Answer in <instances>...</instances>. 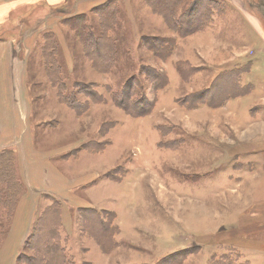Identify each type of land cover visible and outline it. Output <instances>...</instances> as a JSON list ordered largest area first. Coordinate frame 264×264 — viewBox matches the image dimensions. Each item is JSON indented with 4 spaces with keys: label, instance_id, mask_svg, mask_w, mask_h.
<instances>
[{
    "label": "rangeland",
    "instance_id": "1",
    "mask_svg": "<svg viewBox=\"0 0 264 264\" xmlns=\"http://www.w3.org/2000/svg\"><path fill=\"white\" fill-rule=\"evenodd\" d=\"M195 1L214 22L189 34L180 23ZM247 1L261 33L228 0H104L85 13L63 7L22 47L32 146L75 187L65 203L40 194L21 241H7L25 188L19 154L0 149V264H34L27 240L54 207L67 264L242 261L221 241L254 202L234 149L264 138V0Z\"/></svg>",
    "mask_w": 264,
    "mask_h": 264
},
{
    "label": "crops",
    "instance_id": "2",
    "mask_svg": "<svg viewBox=\"0 0 264 264\" xmlns=\"http://www.w3.org/2000/svg\"><path fill=\"white\" fill-rule=\"evenodd\" d=\"M104 0H0V149L11 146L19 154L20 179L25 194L21 195L15 213L16 226L7 236V241H21L26 225L27 212L34 213V205L40 194L47 193L59 198L73 190L75 182L53 171L57 166L49 163V154L34 150L31 136V106L27 93L26 69L21 54L22 47L32 46L34 39L45 29H54L58 22L56 13L71 9L73 14L85 13ZM240 16L255 30L263 32L259 20L246 0H228ZM39 14L40 16H36ZM35 16V17H34ZM211 22H214L211 20ZM251 131V130H250ZM248 132V131H247ZM251 135L255 134L251 131ZM33 134V133H32ZM251 138L250 132L246 133ZM249 139V138H248ZM263 142H252L234 149L236 166L246 164L248 170L240 177L251 183L249 210L239 214L233 228V241L226 239L221 244L239 249L242 257L239 264H264V138ZM36 153V154H35ZM250 163H254L250 165ZM24 168V169H23ZM251 168V169H250ZM239 171V170H238ZM236 182V193L243 189ZM90 184V183H89ZM87 186H90V185ZM239 188V189H238ZM33 210L31 211L30 209Z\"/></svg>",
    "mask_w": 264,
    "mask_h": 264
},
{
    "label": "trees",
    "instance_id": "3",
    "mask_svg": "<svg viewBox=\"0 0 264 264\" xmlns=\"http://www.w3.org/2000/svg\"><path fill=\"white\" fill-rule=\"evenodd\" d=\"M152 5H155V1L151 3ZM107 6V5H105ZM104 6V7H105ZM103 7V8H104ZM171 8L170 9V16H171V11H174L177 7H178V3L174 5H170ZM200 7H201V3L195 1L193 3V11L195 12L193 19L191 18V16L185 17V21H183V23H180L182 25H185V29L186 32H190L189 34H192L194 32L199 31L200 29L203 28V24H206L208 22L211 21V18L207 20L206 17L203 18V14H207L204 11H200ZM105 9V8H104ZM102 15L104 14L103 11ZM199 14H202L200 17L198 16ZM102 15L100 16V21L101 24L103 26L104 25V20L106 19L105 17H102ZM183 18V15L181 16V19ZM192 19V22L190 21ZM171 22H169L170 24ZM174 24L175 23H171ZM198 25H200L198 27ZM155 40V39H154ZM158 40V39H156ZM162 41V40H161ZM97 43V42H96ZM155 45H160L159 42H155ZM84 45L88 46L90 45L89 39L87 38L84 41ZM98 45L100 47L103 46V44L101 43V41L99 40ZM152 48V47H151ZM155 52V51H154ZM156 53H159V51H156ZM132 90V86L129 85L127 87V91L130 92ZM149 102L145 105V107H143L140 110V113L143 115H146L149 111ZM117 107L122 108L124 110H127V107L125 104H123L122 102H117ZM2 156H0L1 158ZM2 171V166L0 164V173ZM3 174V173H1ZM9 180H12L11 182H13L15 179L14 178H10L8 177ZM9 190H11V185H8ZM18 195V193L16 194ZM18 197V196H17ZM16 197V199L14 200L11 197H8L9 199L6 200L3 205L5 207H8L11 209V211L13 210V208L15 207V204L17 203L18 198ZM56 204V202H54ZM14 211V210H13ZM10 213V212H9ZM51 213V217H47V219H45V217L40 218V220H37V225H35V227L32 229V233L30 236L29 241L27 240V246L30 249H34L36 254L33 256L32 261L34 264H67L68 260L67 257L65 255V250L63 248V245L61 244V241L59 239L60 237V223L58 221V211L57 209L54 207L50 210ZM174 254H181L180 251L174 253ZM27 262L29 263V259L26 258ZM223 262H228V260H223L220 263ZM164 263L166 264H170L171 261H165ZM235 264H239V262L235 263Z\"/></svg>",
    "mask_w": 264,
    "mask_h": 264
}]
</instances>
